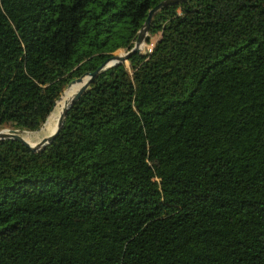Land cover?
Returning a JSON list of instances; mask_svg holds the SVG:
<instances>
[{
  "label": "trees",
  "instance_id": "1",
  "mask_svg": "<svg viewBox=\"0 0 264 264\" xmlns=\"http://www.w3.org/2000/svg\"><path fill=\"white\" fill-rule=\"evenodd\" d=\"M160 1L0 0V128L38 130ZM159 32L48 144L0 138V264H264V0L169 4Z\"/></svg>",
  "mask_w": 264,
  "mask_h": 264
},
{
  "label": "water",
  "instance_id": "2",
  "mask_svg": "<svg viewBox=\"0 0 264 264\" xmlns=\"http://www.w3.org/2000/svg\"><path fill=\"white\" fill-rule=\"evenodd\" d=\"M180 1H184V0H161L159 3H157L154 7H152L149 10L148 16H147V18H146V20L144 22V25L142 26V28H141V30L139 32V35L137 37V40H136L134 46L129 51H127L126 54H114L113 56H111L107 60H105L103 63H101L94 71H89V72H86V73L82 74L81 76H79L78 78L74 79L69 84L68 87L72 86V84H74L75 82H80L81 83L79 88L76 90V92L71 96L70 100L64 106L63 111L61 112V114L59 116L57 126H56V128L53 131H51L47 135L42 136V138L39 139L38 141H35L34 143H32L27 138V136L24 135V133H23L24 130L9 128V127H2V128H0V138L17 139V140L21 141L22 143H24L25 145L31 147L34 150L39 149V148L45 146L46 144H48L49 142H51L56 137V135L58 134L60 129L62 128V125L64 123V119H65V115H66L68 109L81 96V94L89 86V84L91 83L93 78L101 70L106 69L107 67L112 66V65H114V64H116L118 62L127 60L129 55L132 52L141 51L140 49L143 47L146 35L149 33L150 25H151L152 18L154 16V14L161 7L169 5V4H173V3H178ZM86 75H87V77L85 78ZM42 127L43 126H41L39 129H41Z\"/></svg>",
  "mask_w": 264,
  "mask_h": 264
},
{
  "label": "rangeland",
  "instance_id": "3",
  "mask_svg": "<svg viewBox=\"0 0 264 264\" xmlns=\"http://www.w3.org/2000/svg\"><path fill=\"white\" fill-rule=\"evenodd\" d=\"M173 41L172 37L165 35L164 33H157L153 35H149V33L146 35L145 42L143 44V47L140 49L141 51H145L149 49L150 46H155L156 44H165L168 45ZM127 50L125 48H119L118 50L115 51V54H126ZM87 75L85 76V78ZM80 82H75L72 84V86L67 87L63 93L61 94V97L58 99L57 102L59 104L55 107L54 112L50 115L49 119L47 122L43 125L41 129H34V130H24L26 133V136L29 140H32L33 142L38 141L39 139L42 138V136L49 134L51 131H53L58 123L59 116L61 114V111L63 109L62 106H64V100L67 98L68 94L73 95L76 90L80 86ZM64 101V102H63ZM4 127H9V125H6Z\"/></svg>",
  "mask_w": 264,
  "mask_h": 264
},
{
  "label": "bare ground",
  "instance_id": "4",
  "mask_svg": "<svg viewBox=\"0 0 264 264\" xmlns=\"http://www.w3.org/2000/svg\"><path fill=\"white\" fill-rule=\"evenodd\" d=\"M144 42H145V41H144ZM70 98H71V95H68L67 98H66L64 101H65V102H66V101H69ZM64 101H63V102H64ZM58 104H59V102H57V105H58ZM57 105H56V106H57ZM53 112H54V111H53ZM53 112H52V113H53ZM30 141H31L32 143H34L32 140H30Z\"/></svg>",
  "mask_w": 264,
  "mask_h": 264
},
{
  "label": "built area",
  "instance_id": "5",
  "mask_svg": "<svg viewBox=\"0 0 264 264\" xmlns=\"http://www.w3.org/2000/svg\"><path fill=\"white\" fill-rule=\"evenodd\" d=\"M153 49V46H150L148 50H152Z\"/></svg>",
  "mask_w": 264,
  "mask_h": 264
}]
</instances>
